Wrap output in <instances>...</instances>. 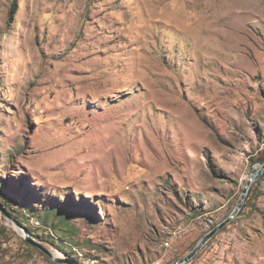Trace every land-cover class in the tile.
<instances>
[{
  "label": "rangeland",
  "instance_id": "obj_1",
  "mask_svg": "<svg viewBox=\"0 0 264 264\" xmlns=\"http://www.w3.org/2000/svg\"><path fill=\"white\" fill-rule=\"evenodd\" d=\"M263 162L264 0H0V264H171ZM190 259L264 264V172Z\"/></svg>",
  "mask_w": 264,
  "mask_h": 264
},
{
  "label": "water",
  "instance_id": "obj_2",
  "mask_svg": "<svg viewBox=\"0 0 264 264\" xmlns=\"http://www.w3.org/2000/svg\"><path fill=\"white\" fill-rule=\"evenodd\" d=\"M263 172H264V162L259 166V169L255 173H253L248 178V180H246L247 182L244 185V188H243V191L240 195L238 203H237L236 207L233 209V211L230 213V215L226 219H224L221 223H219L217 226H215L210 232H208L200 240V242L192 249V251L190 253H188L184 257L180 258L179 260L172 262L171 264H185V263H187L189 260H191L190 258H192L215 234H217L226 225H228L231 222V219H233L239 213L240 209L242 208L251 184L255 180H257ZM0 212L3 213V215L6 217H8V218L10 217L9 214L5 211V207H3V205L1 203H0ZM19 229L23 231L24 235L23 236L21 235V236L24 238L25 242L27 244L37 248L38 250H40L42 252V254H44L46 257H48L52 262L57 263V264H60V263L78 264L76 262L70 261L67 258H61V257L54 256V254L52 253L51 250L46 248L40 242L33 239L25 229L20 228V227H19Z\"/></svg>",
  "mask_w": 264,
  "mask_h": 264
},
{
  "label": "bare ground",
  "instance_id": "obj_3",
  "mask_svg": "<svg viewBox=\"0 0 264 264\" xmlns=\"http://www.w3.org/2000/svg\"><path fill=\"white\" fill-rule=\"evenodd\" d=\"M19 234L22 236L24 235L22 230H19ZM52 253L54 254V256H57V257L60 256V254L57 251H52Z\"/></svg>",
  "mask_w": 264,
  "mask_h": 264
},
{
  "label": "trees",
  "instance_id": "obj_4",
  "mask_svg": "<svg viewBox=\"0 0 264 264\" xmlns=\"http://www.w3.org/2000/svg\"><path fill=\"white\" fill-rule=\"evenodd\" d=\"M11 12L13 13V10ZM0 187H1V184H0Z\"/></svg>",
  "mask_w": 264,
  "mask_h": 264
}]
</instances>
